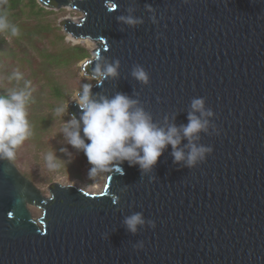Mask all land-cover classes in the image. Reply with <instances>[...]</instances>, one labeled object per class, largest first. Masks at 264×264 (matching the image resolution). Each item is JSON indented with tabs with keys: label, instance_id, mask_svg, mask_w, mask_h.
Here are the masks:
<instances>
[{
	"label": "water",
	"instance_id": "water-1",
	"mask_svg": "<svg viewBox=\"0 0 264 264\" xmlns=\"http://www.w3.org/2000/svg\"><path fill=\"white\" fill-rule=\"evenodd\" d=\"M38 2L83 13L60 23L97 41L82 62L91 92L123 93L157 127L176 126L185 159L169 144L148 170L114 161L99 192L54 182L45 195L0 156V264H264V0ZM199 98L212 115L192 108ZM190 113L207 124L185 137ZM193 145L212 151L189 166Z\"/></svg>",
	"mask_w": 264,
	"mask_h": 264
},
{
	"label": "clouds",
	"instance_id": "clouds-1",
	"mask_svg": "<svg viewBox=\"0 0 264 264\" xmlns=\"http://www.w3.org/2000/svg\"><path fill=\"white\" fill-rule=\"evenodd\" d=\"M128 22L136 21L129 18ZM0 31L10 32L12 36L19 34L18 27L11 24L6 17H0ZM104 75H116V67L108 66ZM133 75L148 83L149 76L143 68H136ZM13 78L20 79L21 74L14 73ZM30 99L31 92L27 88L0 94V156L13 159L15 150L32 135L27 111ZM72 99L78 104L80 114L77 117L75 113H71L70 119L64 121L61 131L68 144L82 150L87 156L93 166L89 170L90 175H95L97 170L107 169L117 160H127L130 166L139 164L142 170H148L157 163L164 148L169 144L173 147L176 162L185 159L184 151L177 148L180 143L177 127L170 126L167 130L157 127L143 108L134 107L137 101L127 95L117 93L111 98L97 97L91 92V85L85 84ZM68 108L69 103L57 106L54 116L63 117ZM192 108L201 111L202 115H212L210 110L203 111L202 98L193 100ZM206 124V120L202 121L194 113H190L189 123L183 126V135L191 137ZM211 151V148L193 145L187 156V164L194 165L198 159L204 157L205 152ZM53 158L54 153H48L45 157L50 166H53ZM118 170L123 171L121 167ZM112 199L113 203L117 202L114 196ZM125 223L128 229L135 233L137 225L143 224L144 220L142 215L137 213L126 218Z\"/></svg>",
	"mask_w": 264,
	"mask_h": 264
},
{
	"label": "rangeland",
	"instance_id": "rangeland-1",
	"mask_svg": "<svg viewBox=\"0 0 264 264\" xmlns=\"http://www.w3.org/2000/svg\"><path fill=\"white\" fill-rule=\"evenodd\" d=\"M49 10H54V12L46 14L45 19L53 22L55 26H59L57 33L65 34V44H80L86 47L90 53L87 58H91L98 45L96 44L94 48L87 41L68 34L63 23H60L63 19L76 21L77 18L82 17L83 13L72 7ZM49 35L34 45L22 44L20 47L14 46L16 51L15 58L8 60L12 63L11 68L14 73L18 72L21 77H28H25L27 81L24 85L28 87V90L33 95L37 93L41 96L47 92L49 88L46 76L54 77L55 80L66 83L65 95L59 101L58 106H60L74 101L72 97L81 91L85 84L89 85L97 79L91 75H86L82 69V62L87 58L62 67H53L50 63L44 62L43 55H41V50L44 47L48 52H52L57 51L61 48L60 46L64 45V41L59 42L53 35ZM68 50L75 53L80 49L70 47ZM34 71L36 75L33 76L32 73ZM8 82L11 83V80L9 79ZM4 86H6L5 83L0 81V90H3ZM43 90L46 92L44 93ZM46 95L50 97V95ZM69 109L70 107L63 117L54 119L55 122L47 132H44L40 140L27 139L15 150V163L22 173L33 180L45 195H49L48 186L54 182L75 183L89 192L94 191L93 186L105 183L100 170H97L95 175L89 174V168L93 166L89 163L87 156L82 150H77L68 144L61 131L64 121L70 119L71 113ZM47 110L50 111L51 108H47ZM48 153H54V158L51 162L53 166H50L45 159ZM30 209L34 217H39L42 213V209L39 207L31 205Z\"/></svg>",
	"mask_w": 264,
	"mask_h": 264
},
{
	"label": "trees",
	"instance_id": "trees-1",
	"mask_svg": "<svg viewBox=\"0 0 264 264\" xmlns=\"http://www.w3.org/2000/svg\"><path fill=\"white\" fill-rule=\"evenodd\" d=\"M53 12L54 10L41 6L38 0H0V17H6L11 24L16 25L19 29L17 36H12L7 31H0V81H3L6 85L3 90H0V94H5L13 89H28L24 85L28 77L13 78L12 63L8 59L15 58L16 51L14 46L20 47L22 44L34 45L42 38L50 36L49 34L53 35L59 42L64 41L65 34L57 33L59 26H55L53 22L45 19L46 14ZM63 43L64 45L60 46L61 48L57 51L48 52L44 47L41 50L43 61L50 63L53 67H62L64 65L68 66L73 62L82 61L90 54L88 49L80 44L66 45L65 41ZM70 47L79 48L80 50L73 53L68 50ZM32 75H36L35 71ZM46 78L49 88L47 92L45 91V93L43 90L45 94L41 95L42 97L37 93L34 95L31 93L30 103L27 106L28 119L32 127V135L28 139L40 140L44 132L49 130L55 122L54 119L57 118V116H54V110L65 95L66 83H61L51 76H46ZM9 79L11 83L8 82ZM46 94L50 95V97ZM47 108H51V110L48 111ZM11 160L15 162L16 157L14 156Z\"/></svg>",
	"mask_w": 264,
	"mask_h": 264
},
{
	"label": "bare ground",
	"instance_id": "bare-ground-1",
	"mask_svg": "<svg viewBox=\"0 0 264 264\" xmlns=\"http://www.w3.org/2000/svg\"><path fill=\"white\" fill-rule=\"evenodd\" d=\"M68 34H72V33H68ZM73 35V34H72ZM74 37L76 38H80L81 40H85L87 41L92 47L95 48L96 44H97V41L95 39H92L90 37H84V38H81V37H77L75 35H73ZM96 49V48H95ZM92 167L89 168V170L91 169ZM100 174L102 175V177L104 178V180L106 179L107 177V171L106 170H100ZM77 185V184H76ZM104 185V184H103ZM103 185H100V184H97L96 186H93L94 188V191L93 192H99L102 188H103ZM79 186V185H77ZM80 187V186H79Z\"/></svg>",
	"mask_w": 264,
	"mask_h": 264
}]
</instances>
